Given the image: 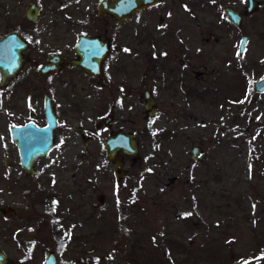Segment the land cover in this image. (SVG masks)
I'll return each mask as SVG.
<instances>
[{"label": "rangeland", "instance_id": "374dc122", "mask_svg": "<svg viewBox=\"0 0 264 264\" xmlns=\"http://www.w3.org/2000/svg\"><path fill=\"white\" fill-rule=\"evenodd\" d=\"M171 3L182 37L157 42L164 54H148L124 22L118 43L134 56H119L112 87L71 79L85 96L81 110L71 97L67 144L38 161L35 179L25 182L16 168L7 176L0 155V206L14 208L0 212L8 264H40L47 248L57 264H147L153 246L160 255L171 249L165 264H264V89L251 86L264 72V0L247 14L244 0ZM224 5L242 13L238 27ZM242 33L248 40L238 56ZM144 89L155 98L151 114ZM106 112L112 122L97 125ZM118 129L132 132L138 147L136 158L121 154V178L102 146ZM79 130L92 137L85 146ZM170 232L184 245L165 242Z\"/></svg>", "mask_w": 264, "mask_h": 264}, {"label": "flooded vegetation", "instance_id": "af4514ba", "mask_svg": "<svg viewBox=\"0 0 264 264\" xmlns=\"http://www.w3.org/2000/svg\"><path fill=\"white\" fill-rule=\"evenodd\" d=\"M139 1V7L120 18L117 15L120 0H0V155L7 176L16 168V176L23 177L25 182L35 179L38 161L67 144L70 129L63 115L64 107L72 104V97L79 108L85 97L71 82L73 77L82 74L79 78L96 81L100 91L102 85L103 89L112 87L119 56L124 53L127 57L134 56L129 45L118 43L124 22L130 23L129 33L136 41L146 43L152 56L165 53L163 47L155 50L157 42L180 40L181 26L171 15L172 0ZM245 4L244 0L243 14L248 13L244 11ZM257 4L256 0L255 8ZM225 6L230 5L222 7L224 17ZM230 7L239 12L241 23L242 13ZM82 64L97 65L94 69L97 74L85 71ZM45 105L49 106L53 121L48 130L49 143L45 139L50 148L44 154L30 157L25 169L12 134L22 138L28 154L34 144L42 143L45 134L41 138L39 131L47 130L48 125ZM80 131L84 130H79V138ZM91 138L90 135L87 140ZM13 212L14 208L10 213Z\"/></svg>", "mask_w": 264, "mask_h": 264}, {"label": "water", "instance_id": "95a60500", "mask_svg": "<svg viewBox=\"0 0 264 264\" xmlns=\"http://www.w3.org/2000/svg\"><path fill=\"white\" fill-rule=\"evenodd\" d=\"M139 0H120L121 6L118 8L117 15L122 18L123 16H127L130 11H133V9H136L139 7ZM256 6V0H247L244 11L245 12H252L255 9ZM223 12L225 14V17L232 22L234 25H238L240 23V14L237 10L233 9L230 6H225L223 8ZM247 36L245 34H242L237 42V52H242L245 48ZM242 41L244 43H242ZM84 65V64H82ZM97 67V65H84L85 71L97 74V70H94ZM252 89L256 92H261L264 89V72L257 78L253 79L251 82ZM144 102L143 106L147 109V114H151L155 111V98L150 93L148 89H144L141 94ZM45 114L47 118L48 125L45 127L47 130H41L39 131V136L42 138L45 134V136L42 139V143L40 144H34L33 150L28 154L25 151V148H28L27 146L24 147L22 144V138H18L17 136L12 137L15 139L16 144L18 145V150L20 152L21 157V163L22 166L27 169L30 161V157L34 155H41L44 154L48 148H50L49 140H50V133L48 130H50V127L53 125V121L51 119V115L49 116V106L45 105ZM111 113L108 112L105 114L104 117H102L98 122L97 125H109L111 123ZM39 137V139H41ZM87 137H90L89 134H87L85 131H80V138L82 140V143L85 145ZM45 139H47L48 143L46 144ZM21 145V146H20ZM102 146L105 150L106 158L111 163V170L113 175L116 178H121L124 175V169H123V160L121 154H128L133 158H136L138 155V147H137V138L132 134L130 131H124L121 129H118L114 132L109 133L106 137L102 140ZM20 147H22L20 149ZM31 148V146H30ZM28 150V149H27ZM30 151V149H29ZM118 151L120 153H118ZM200 152V147L198 145H193L190 150V156L195 157L196 154ZM28 155V156H26ZM26 156V157H25ZM26 158V159H25ZM104 194L102 192H99L96 195V199L101 202L103 200ZM10 211H13V208L10 206H0V212L2 213H8ZM9 260L6 254L2 249H0V264H8ZM40 264H57V257L53 251L52 248H47L43 252L42 261Z\"/></svg>", "mask_w": 264, "mask_h": 264}, {"label": "trees", "instance_id": "16d2710c", "mask_svg": "<svg viewBox=\"0 0 264 264\" xmlns=\"http://www.w3.org/2000/svg\"><path fill=\"white\" fill-rule=\"evenodd\" d=\"M166 237H164L163 238V236H162V238L165 240V242H167V240L168 241H174V245L173 246H181V245H184V244H181V241L180 240H178V238H176L173 234H171V232L170 233H166ZM159 247V246H158ZM170 248L169 247H167V246H165V248L162 250V252H161V255L159 254V250L158 249H156V247L155 246H153V251L150 249V250H148L147 252H146V254H147V256H148V262H147V264H165V260H164V258L162 257V255L163 254H168L167 256H168V258L170 257ZM174 264H177V263H174Z\"/></svg>", "mask_w": 264, "mask_h": 264}, {"label": "snow or ice", "instance_id": "6c2138e0", "mask_svg": "<svg viewBox=\"0 0 264 264\" xmlns=\"http://www.w3.org/2000/svg\"><path fill=\"white\" fill-rule=\"evenodd\" d=\"M245 2H247V0H245ZM242 43H244L243 41H242ZM16 47H22V45H20V44H16L15 45ZM125 51H129L128 49H125ZM240 55V53L238 52V56ZM13 127H15V126H13ZM249 171L251 172V165L249 166ZM56 204V202L55 201H53V205H55ZM253 207H255V205H253ZM54 210V209H53ZM184 217H187V216H191L192 215V213L191 212H187V213H183L182 214ZM67 235L70 237L71 236V233L69 232V233H67ZM260 259H264V255H262L261 257H260ZM243 264H251V262L250 261H243Z\"/></svg>", "mask_w": 264, "mask_h": 264}]
</instances>
